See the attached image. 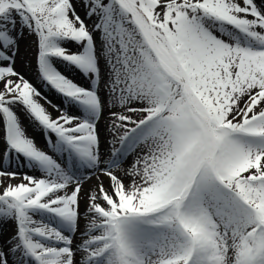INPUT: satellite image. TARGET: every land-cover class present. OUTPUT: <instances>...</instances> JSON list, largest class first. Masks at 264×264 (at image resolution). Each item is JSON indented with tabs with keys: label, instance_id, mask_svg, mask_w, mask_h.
Masks as SVG:
<instances>
[{
	"label": "snow or ice",
	"instance_id": "obj_1",
	"mask_svg": "<svg viewBox=\"0 0 264 264\" xmlns=\"http://www.w3.org/2000/svg\"><path fill=\"white\" fill-rule=\"evenodd\" d=\"M81 3L85 19L71 0H0V177L21 178L6 160L42 174L0 194V223L15 224L0 264H264V0ZM18 29L36 37L40 78L77 115L53 118L16 70ZM17 106L63 163L27 136ZM129 155L125 184L116 169ZM80 169L109 179L84 214Z\"/></svg>",
	"mask_w": 264,
	"mask_h": 264
},
{
	"label": "rangeland",
	"instance_id": "obj_2",
	"mask_svg": "<svg viewBox=\"0 0 264 264\" xmlns=\"http://www.w3.org/2000/svg\"><path fill=\"white\" fill-rule=\"evenodd\" d=\"M71 2L73 3L77 14H79L82 19H85V8L82 6L81 0H71ZM94 22H95V17H93L91 20H86V23L88 24L89 28L92 27ZM18 30L22 31L23 35L19 38V53L16 59V70L21 72V74L24 75V77L28 79L33 84V86L41 93V96L37 97L38 102L42 106L45 107L47 112L50 113L53 118L57 117L60 114L57 111V109H62L65 112H69L70 114H71V111L76 112L74 110L67 109L64 106V104H67L68 101L61 94H59L55 89H53L47 83L42 81V79L40 78L38 69H37L38 48H37V43H36V37L33 35H30L26 30H22V29H18ZM94 35L97 37V45L99 46V39H98L99 33H95ZM71 50L77 51V47L75 45H72ZM102 64L103 63H101V67H102ZM56 67L61 72L64 68H66L67 71H68V68L71 69L65 62H62V61H57ZM73 75L78 77L76 82L79 85L81 86L88 85V81L78 71L73 70ZM82 78L86 80V83H82V81L80 80ZM103 93H100V94L102 95ZM133 106L139 107V105H133ZM15 111L17 113L18 119L20 120L27 136L34 140L37 147L48 152L50 155H53V152L50 151V148L48 145L46 130L42 129L38 125V123L35 122L25 112L22 106H17L15 108ZM51 136L53 139H55L54 134H51ZM2 147L3 145L0 144V148ZM61 158L64 162L65 158L64 157H61ZM18 163L19 162H11V167L9 168V161L6 160L4 162V168L9 171H15V172L20 173L21 178L23 174L34 176L37 178L41 177L42 174L39 171L30 169L29 167L23 166L22 164L18 166ZM79 171H80L78 172L79 177H82L83 181L89 179L94 174L92 170L80 169ZM21 178H16V179L20 180ZM9 223H11L10 231H14L15 224L12 222H9Z\"/></svg>",
	"mask_w": 264,
	"mask_h": 264
},
{
	"label": "bare ground",
	"instance_id": "obj_3",
	"mask_svg": "<svg viewBox=\"0 0 264 264\" xmlns=\"http://www.w3.org/2000/svg\"><path fill=\"white\" fill-rule=\"evenodd\" d=\"M102 68H103V64H102ZM62 73L65 74L66 76H68L69 78L73 79L75 82L77 81L78 77L73 75L72 69L68 68V71H67V69L64 68L62 70ZM80 80L82 81V83H86V80H84L83 78ZM101 93H103V92L101 91ZM103 95H104V93L102 94V96ZM64 106L67 109L76 111V112L71 111V114H73V115L78 114L76 107L70 106L69 102H67V104H64ZM62 107H63V105H62ZM115 110L116 109H111L110 106L105 107L103 114L98 121V131H99L100 141H101L100 152H101V157L104 160H107L109 157V151H110V147H111L109 144V140L112 139L111 133L108 130L110 123H111V119H112L111 115H110V111H115ZM116 146H118V144ZM53 155L63 163V160H62L61 156H59V154L53 153ZM134 158H135L134 155H129L126 158V161L123 163L122 167L120 169H116V174L121 176V177H124L123 169H127L133 163ZM92 171L94 172V174L89 179L83 181L82 192H81L80 197H79L80 212L82 214L85 213V209H86V206L88 204L89 190L95 188L101 181L103 182L105 188H108V186H109L108 177L104 176L102 174V172L94 171V170H92ZM78 172H80V171H78ZM78 172H77V176L79 177ZM0 182H2V183H0V194H2L4 187H6L9 183H11L13 185L21 183L22 178L20 180H17V179L14 180V179H10V178L5 176V177H0ZM124 182H125V184H128L129 178L124 177ZM69 191H70V189H69ZM84 223H85V221L81 220V229H83ZM10 224L11 223H0V241L7 240L8 238H10L14 234L15 227H14V231H10ZM81 240H82V237L80 236L79 233H77L75 236V244H79L81 242ZM76 258H77V260H80L81 259L80 254H77ZM16 260H17V256L12 255L10 258V264H14V262Z\"/></svg>",
	"mask_w": 264,
	"mask_h": 264
}]
</instances>
